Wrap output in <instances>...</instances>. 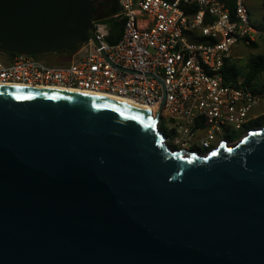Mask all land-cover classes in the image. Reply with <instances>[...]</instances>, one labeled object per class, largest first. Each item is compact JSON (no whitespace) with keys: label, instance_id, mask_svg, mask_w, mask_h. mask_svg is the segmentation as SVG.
<instances>
[{"label":"water","instance_id":"water-1","mask_svg":"<svg viewBox=\"0 0 264 264\" xmlns=\"http://www.w3.org/2000/svg\"><path fill=\"white\" fill-rule=\"evenodd\" d=\"M93 0H0V51L92 40ZM112 100L0 88V264H264V125L200 156Z\"/></svg>","mask_w":264,"mask_h":264},{"label":"built area","instance_id":"built-area-1","mask_svg":"<svg viewBox=\"0 0 264 264\" xmlns=\"http://www.w3.org/2000/svg\"><path fill=\"white\" fill-rule=\"evenodd\" d=\"M118 6L117 43L108 44V28L96 23L98 45H79L64 64L0 51V83L69 87L146 104L162 120L166 144L200 156L250 131L264 94L241 78L223 79L235 46L264 40L247 0H118Z\"/></svg>","mask_w":264,"mask_h":264},{"label":"trees","instance_id":"trees-1","mask_svg":"<svg viewBox=\"0 0 264 264\" xmlns=\"http://www.w3.org/2000/svg\"><path fill=\"white\" fill-rule=\"evenodd\" d=\"M261 11L262 27H256L264 31V0H261ZM118 13V0H101L98 3L93 0L94 24H104L108 28V36L105 38V41L110 45L117 43L122 33L123 21L118 17H115L116 15H118ZM78 47L79 46H74L67 50L58 51L55 54L36 57L45 59L48 56L53 55L59 58V60L67 62L71 55L78 49ZM249 47L252 49H256L258 46L255 43H251ZM262 76H264V40L262 41V52L250 57L243 68H240L235 62H227L223 69V79L225 82H234L238 78H241L243 84L246 87H249L252 91L260 95L264 94V89L261 88L258 83L260 77ZM263 125L264 113L257 119H255L252 123H250L247 129L251 130L254 128H259ZM158 130L165 137L164 124L162 120H160V122L158 123ZM238 137V135H227L226 139L233 141Z\"/></svg>","mask_w":264,"mask_h":264},{"label":"rangeland","instance_id":"rangeland-1","mask_svg":"<svg viewBox=\"0 0 264 264\" xmlns=\"http://www.w3.org/2000/svg\"><path fill=\"white\" fill-rule=\"evenodd\" d=\"M96 3H98L101 0H95ZM247 5L250 10L251 14V20L255 23L257 27H262V19H261V0H247ZM98 18V17H97ZM262 41L263 40H257L255 44L258 46L256 49H252L249 46L246 47L243 44L237 45L232 49L231 57L233 59L232 62H235L240 68H243L246 64L247 60L257 54H260L262 52ZM45 60L50 61L52 63L56 64H64L65 61L59 60L56 56L50 55ZM259 86L264 89V76L260 77ZM254 112H261V115L264 113V97L257 107L254 108ZM236 144V143H235ZM235 144H232L229 147H233ZM171 148V147H169ZM173 149V148H171ZM204 155V154H203ZM202 155V156H203Z\"/></svg>","mask_w":264,"mask_h":264},{"label":"bare ground","instance_id":"bare-ground-1","mask_svg":"<svg viewBox=\"0 0 264 264\" xmlns=\"http://www.w3.org/2000/svg\"><path fill=\"white\" fill-rule=\"evenodd\" d=\"M0 88H11V89H26V90H41V91H56V92H65V93H73V94H81V95H87L107 100L116 101L119 103L127 104L130 106H134L144 112L152 113V110L143 103L137 102L135 100L120 97L108 93H102V92H91L87 90L82 89H75V88H69V87H61V86H55V85H39V84H8V83H0ZM226 148H230L227 146Z\"/></svg>","mask_w":264,"mask_h":264}]
</instances>
